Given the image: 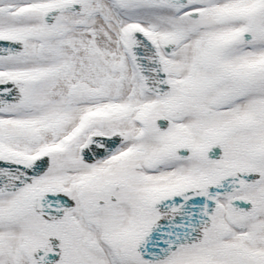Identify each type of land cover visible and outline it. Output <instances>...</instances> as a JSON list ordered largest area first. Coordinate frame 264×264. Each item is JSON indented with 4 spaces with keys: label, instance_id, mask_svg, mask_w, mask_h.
<instances>
[{
    "label": "snow or ice",
    "instance_id": "obj_1",
    "mask_svg": "<svg viewBox=\"0 0 264 264\" xmlns=\"http://www.w3.org/2000/svg\"><path fill=\"white\" fill-rule=\"evenodd\" d=\"M0 264H264V0H0Z\"/></svg>",
    "mask_w": 264,
    "mask_h": 264
}]
</instances>
